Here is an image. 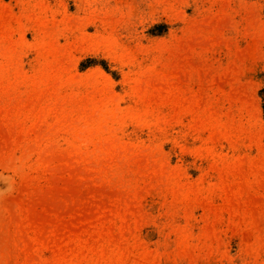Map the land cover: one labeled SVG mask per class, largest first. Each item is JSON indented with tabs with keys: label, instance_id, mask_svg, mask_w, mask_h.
I'll return each instance as SVG.
<instances>
[{
	"label": "rangeland",
	"instance_id": "374dc122",
	"mask_svg": "<svg viewBox=\"0 0 264 264\" xmlns=\"http://www.w3.org/2000/svg\"><path fill=\"white\" fill-rule=\"evenodd\" d=\"M0 174V264H264V0H0Z\"/></svg>",
	"mask_w": 264,
	"mask_h": 264
},
{
	"label": "bare ground",
	"instance_id": "6f19581e",
	"mask_svg": "<svg viewBox=\"0 0 264 264\" xmlns=\"http://www.w3.org/2000/svg\"><path fill=\"white\" fill-rule=\"evenodd\" d=\"M10 179V178H9ZM8 178L5 177L3 174H0V193L5 194L6 191H11L12 189V183L8 182ZM11 182V181H10Z\"/></svg>",
	"mask_w": 264,
	"mask_h": 264
}]
</instances>
